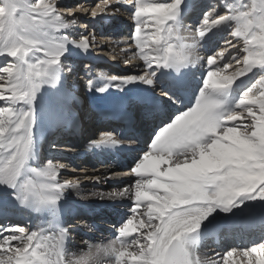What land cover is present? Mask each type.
<instances>
[{"label":"snow or ice","instance_id":"1","mask_svg":"<svg viewBox=\"0 0 264 264\" xmlns=\"http://www.w3.org/2000/svg\"><path fill=\"white\" fill-rule=\"evenodd\" d=\"M180 3L181 0H172L171 3L133 0V39L147 71L145 75L125 79L124 83L139 80L151 84L155 73L149 69L160 66L178 68L189 59L184 52L186 45L170 26ZM60 18L51 0H34V3L0 0V34L4 35L5 42L0 53H6L16 61L0 67L3 74L0 75V101L31 100L40 86L38 81L52 77L51 70L59 63L63 45H53L44 26H65L60 23ZM225 21L236 22L237 28L232 35L243 37L245 41L243 51L247 55L243 57V67L232 76L220 75L219 67L215 71L210 69L195 107L177 115L163 127L147 154L131 169L138 178L134 188L125 189L118 195L131 193L129 199L134 195L138 206H142L141 201L148 202L142 214L147 219L138 218V227L146 228V233L129 243L120 238L129 235L133 220L124 224L117 241L103 249L115 256L117 264H127L125 257H131L132 264H200L187 247V238L199 229L213 208L229 211L242 196L264 200V75L239 100L237 107L240 111L227 115L225 119L217 115L215 110L219 105L209 94L231 85L236 76H243L257 66L264 68V0L259 5L253 2L234 9L231 15L216 18L211 13L206 14L196 35L203 37L211 27ZM148 24L152 25V32L145 39L142 33ZM256 28L260 29L259 36ZM9 39L12 40L10 44L7 43ZM79 46L87 49L89 41L81 39ZM34 51L41 52L44 59L25 64L26 57ZM233 59L241 63L240 57ZM207 63L214 65L216 58H207ZM230 64L226 63L224 67L228 68ZM213 77L217 79L213 80ZM257 86L259 93L255 94L252 90ZM242 117L251 122L226 123L240 121ZM31 125L28 112L16 117L11 107H0V148L11 149L9 166L0 168V183L9 187L17 186L28 157ZM5 132L9 135L5 136ZM99 142L115 143L110 134H102ZM38 175L46 179L38 185L32 181L20 184L19 199L22 203L31 200L36 204H54L56 200L51 193L59 192L62 187L55 183L57 169L50 162ZM72 185L73 182L68 181L63 186ZM4 231L8 235L0 236V264H64L61 258L64 230L51 236L36 231L27 233L19 226ZM13 241L18 243L13 244ZM129 248L132 251H128ZM251 253H260L262 258L256 264H264V243L252 247ZM230 255L232 252L227 253ZM244 255L250 253L245 251ZM5 256L7 259L2 258ZM227 256L223 257L224 264H227Z\"/></svg>","mask_w":264,"mask_h":264},{"label":"bare ground","instance_id":"2","mask_svg":"<svg viewBox=\"0 0 264 264\" xmlns=\"http://www.w3.org/2000/svg\"><path fill=\"white\" fill-rule=\"evenodd\" d=\"M157 1L163 0H145V2ZM202 1L203 0H181V3L179 4L180 8L177 9L178 11L176 12L175 19L170 22V26L175 28L178 36L180 37L181 43L186 45L184 52L189 59L178 68L160 66L149 69V72L155 73V75L152 76L151 84H147L139 80L124 83L125 79L145 75L147 71L146 65L140 58L139 50L136 48V44L133 39V36L135 35V20L133 18L135 9L133 0H99L95 8L88 3L85 6L90 5L91 8H89L90 12H87V16H85L86 14L81 9L79 11H75L72 8V13L69 15L72 16L79 24H84L83 26H79L77 28L79 30L86 27V23L82 22L84 17L89 18L91 16L95 18L93 13L96 14L95 16L104 17L107 20L114 17V15L111 14L117 13L118 15L119 13L121 15L129 16L128 19L124 18L123 22L131 20L133 25H129L128 27L132 26L133 31L129 28V33L131 35L127 39L125 37L122 38V36H118L109 42L106 38H104V45H102L101 42H97L96 45V39L98 38L95 39V37H92V46H94L92 49H82L79 45L71 46L69 43H65L63 45V48L65 47V53L62 57L67 59V61L65 60L66 62H70L68 66H54L51 70L53 73L52 77L50 79L46 78L44 81H38L40 86L32 94L31 100H24L26 102L24 107L26 109H23L30 114L32 121L30 129L31 145L28 157L18 178V184L15 188H13L0 183V208L3 206L10 208L11 205L21 202L19 199L20 184L25 181H32L38 185L40 182L44 181L46 178L38 175V173L44 171L50 162L57 169V181L55 183L62 187L59 192L51 193L56 200L53 204L54 206H52L53 211H55L54 209L56 208V211L53 213V220L45 222L38 227L30 226L29 228H26L24 225L25 223H15L13 224V227L19 226L24 228L27 233L36 231L49 236L58 235L61 230H64L65 236L69 235V237L72 238L71 242L64 250H62L61 258L64 264H117L114 255L111 254L110 251H108V254V252L103 251V249L117 241V238H119V230L128 222L129 219L133 220V228L127 237L120 239L127 240L130 243L133 238L146 233V228L138 227L140 222L138 218L142 217L144 220L147 219V216H143L142 214L146 211V205L148 202L141 201L140 205L142 206H138L134 195L132 196V199H129V195H132L131 193L125 194L124 196H120L118 194L125 189L134 188L135 182L138 178L131 172V169L142 159L143 155L147 154L150 150L151 144L154 140L153 136L158 132V126L154 125L153 129H150L151 132L149 134L141 136V141L139 143L138 139L135 138H129L128 140L115 138L114 141L116 144L123 145L126 148L135 146V148H132L131 150V157L134 158L125 160L127 165V168L125 169H129H116L113 173L111 171L98 170L97 168L91 169L85 166L75 167L74 165L67 163L74 158H77L79 161L81 159V157H79L80 153L85 151L83 149L85 145H81V143L78 142L79 137H81L80 132L77 130L75 131L72 128L67 132V134L71 136L70 140L68 142L63 140V143L65 142L66 144L54 145L52 149L47 147L48 149L43 152V155H41L42 151H40V148H37L38 144L42 146L45 142L51 141L52 138L50 135L55 129H62L63 126V130H66V127H72L70 125L61 124L63 121L55 115L56 112H60L61 110L60 108H57L59 106L65 107L66 104H69L71 108H74L72 103L73 96L71 85L69 86L66 84V82H68V78L64 76L67 74L68 70H70L73 75L76 73L80 74L83 79H87L90 82L93 81L96 84L101 85L100 87H93L90 90V93L95 94L99 99V102L95 103L94 101L90 106L89 112H91V109L96 111L108 108L109 112H111L114 116V119L120 118L115 115L117 110L115 100L124 101L129 96H135L140 100V102L150 105L152 100L154 102V100L160 99L157 97L158 90H166L169 86H171V84H173L174 78L182 80L183 85L181 84V87L175 86L174 84V86L168 90V92H172L173 94L176 93L182 101L181 105L176 104V108L173 107L169 109V112L174 117V115L178 113L177 110L186 108V106L190 103L195 102L196 104L199 94L203 89L204 80L207 78V72L210 69L215 71L217 67L221 68L223 66L220 75L226 76H232L234 72L238 71H233L235 66L230 69L225 68L224 64H226L228 57H226V60L223 59L226 54L231 51L230 49H243L245 45L243 37L238 38L232 35L237 28L236 22L232 21L235 29L230 32L231 35H225L222 40L218 38L225 32V29L227 28L226 26L230 21H225L219 25L211 27L206 31V34L203 37H199L196 33L201 24L196 25L194 22L197 16L194 15L195 18L188 20L183 13L189 11L190 9V14H192V12H194L198 7L199 9L201 8L205 11L204 15L211 13L213 17L218 18L221 15H228V13L232 14V11L234 10L232 8L237 7V5L241 2L248 0H226L230 1L228 4L231 8L220 13L215 12L213 8L219 4L220 0H205L204 3H202ZM194 3H197L198 5H193ZM256 4L259 5L260 3ZM78 6L80 7L84 5L79 4ZM192 6L196 7L192 8ZM199 9H197V12H199ZM69 12H71V10L68 11L67 8L66 11V9L62 7L57 13L67 14ZM88 14L91 15L88 17ZM90 30L92 33L91 28ZM151 32L152 28L147 27L144 30V33H142V36L146 38ZM255 32L257 36L261 34L259 28H256ZM216 34L218 36H216ZM214 37L216 38L214 39ZM237 39L242 42L243 46H240V44L237 43L234 44ZM221 41H224V43L226 42L227 44L219 46V42ZM224 47H229L230 51H226ZM249 47L254 46L250 45ZM212 52L215 54L212 55ZM221 53L223 54L222 56H220ZM103 54L105 56H103ZM245 55H247V53L243 51L240 55L241 61ZM32 56L34 55L31 54V57ZM101 56H103V58H100ZM212 56L220 59V61L210 66L207 63V58ZM118 58L122 59V61H119L121 66L119 65L116 69L114 68L115 64L113 63L116 62L118 64ZM99 59H103L105 61L98 62ZM94 60H97L96 63H93ZM77 62H82V64L80 65V63ZM229 62H231L230 66L233 62H235L236 65L235 59H232ZM107 66H111L113 68L105 70ZM94 67L97 68L94 70ZM111 69L113 70L111 71ZM259 69V74H256L258 78L264 75V68ZM118 71L122 72L118 73ZM254 72L255 71L252 70L243 76H236L233 83L227 88L224 87L222 89L212 90L209 93L210 98L219 105L215 111L222 119H225L227 115L231 113L240 111L237 105L239 100L248 91H244L246 90L244 84L250 82V77H254ZM94 73L98 74L97 77ZM100 76L101 78H99ZM169 76L171 78L167 81L166 79ZM110 77H117L118 79L111 80ZM216 79L217 77H213V80ZM197 87L199 88L196 93L193 94ZM242 87L245 88L243 89ZM100 89H103V91H100ZM253 93H259L258 86L257 88H254ZM79 100L80 99H78V101ZM84 100L85 99H83V101ZM52 107L54 110H52ZM148 109L149 106L142 107L140 114L142 118H144ZM72 115H75V113ZM15 116L18 117L17 114H15ZM20 116L21 115H19V117ZM89 117L91 120L95 121L92 115ZM78 118L80 120V115H78ZM78 118L76 117L74 119L73 127L77 126L76 124L79 121ZM155 118H160L159 123L161 125L164 124L166 119L161 114H157ZM241 121H245L244 117H242L240 121H228L226 123L232 124L239 123ZM91 123H93V121ZM88 130L89 128L84 129V131ZM101 131L90 134V140H94L96 136L101 133ZM8 135V132H5V136ZM60 135L62 134L60 133ZM10 151L11 149L0 148V168L6 169V167L9 166L8 153ZM38 155H40L39 159H36L38 158ZM109 162H111V160ZM128 171L130 174L129 176H126ZM68 181H72L73 185L63 186L64 183ZM28 201L39 206L41 209L52 205L50 203L36 204L31 200ZM133 209H136V211L134 212ZM15 216V213L9 212L7 222H2V220H0V236L8 235V233L4 231L8 227L4 224L8 223L11 225L16 219ZM71 217L74 219L73 222H70ZM86 217L91 220L87 222ZM93 219H96L94 221L95 223H92ZM10 221L11 223H9ZM200 233L205 234V243L204 246L195 249L191 247L189 237L194 239ZM250 233H252L251 236ZM91 235L95 236L94 239L97 241L94 244L90 242L89 236ZM187 240V247L194 253V258L198 259L200 264H224L223 257L227 256L224 249L228 244H232L231 249L228 251L232 252V255L227 256V264H256V261L261 259L262 256L260 253H251V248L259 247V244L264 243V200L249 199L247 196H242L237 199L235 205L232 206L229 211H223L219 207H214L211 213L201 222L199 229L195 233L190 234ZM235 241L236 244L234 245ZM12 243L16 244L18 241H13ZM118 247L120 248V246ZM73 249L75 251H79V257L74 258L72 253H69L70 251L72 252ZM79 249H83L87 252L83 253V250ZM128 251H132V249L129 248ZM245 251H248L250 255L245 256ZM86 254L87 256L91 254V256H89L86 263H83V256ZM2 258L7 259L6 256ZM124 260L127 264H132L131 257H125Z\"/></svg>","mask_w":264,"mask_h":264},{"label":"rangeland","instance_id":"3","mask_svg":"<svg viewBox=\"0 0 264 264\" xmlns=\"http://www.w3.org/2000/svg\"><path fill=\"white\" fill-rule=\"evenodd\" d=\"M99 0H51V2H54L55 3V8L57 9V12H59L60 11V9L62 8V7H64V9H66V11H67V8H68V11H70L71 10V12H69V13H67V14H61V13H58L59 14V16L61 17L60 18V23L62 24V25H65V26H63V27H53V26H50V25H45L44 26V29H45V31L47 32V34H48V39L50 40V42L54 45V44H56V43H60V44H62V45H64L65 43H69L71 46H77V45H79V41L81 40L80 39V33L81 32H79V30H78V32H77V30L75 29V23L77 22L72 16H70L69 14H71L72 13V10L74 9L75 11L77 10V11H79L80 9L86 14L85 16H87V12L89 11V8H91L90 7V5H88V6H85L86 4H88V3H90L94 8H95V6L97 5V2H98ZM198 1V0H197ZM46 2H48V0H46ZM172 2V0H163V1H157V3H171ZM185 2V1H184ZM253 2H255V3H260L261 2V0H248V1H244V2H241L240 4H242V5H240V4H238L237 5V7H234L233 9H241L244 5H246V4H252ZM28 3H34V0H28ZM79 4H81V5H84V6H78ZM198 5L197 3H194L193 5ZM199 6H200V4H199ZM92 7V8H93ZM193 7H196V6H192V8ZM69 8H71V9H69ZM73 8V9H72ZM93 8V9H94ZM180 7L178 6V8L177 9H179ZM197 9H199L198 7L195 9V11L194 12H192V14H190L191 13V10L189 9V11H186V12H184L183 14H185L184 16L186 17V18H188V20L190 19V20H192L191 18H195V16H197V18L194 20V22L196 23V25H200L201 23H202V20H203V17L206 15H204V12L205 11H203V9H199V12H197ZM205 10V9H204ZM81 11V12H82ZM178 11V10H177ZM176 11V12H177ZM90 12V11H89ZM88 12V13H89ZM187 14V15H186ZM89 15H91V14H88V17H89ZM195 15V16H194ZM204 15V16H203ZM194 16V17H193ZM85 18V17H84ZM109 18V17H108ZM111 18H109V20H110ZM187 20V19H186ZM82 22H85V21H83L82 20ZM29 23H31V21H29ZM147 27H150V28H152V25L151 24H148V25H146L145 26V29L147 28ZM227 28L225 29V32L222 34V36H220L218 39H220V40H222L223 38H224V36L225 35H231L230 34V32L232 31V30H234L235 29V27H234V24L232 23V21H230V22H228V24H227V26H226ZM261 33V32H260ZM149 34H151V33H149ZM88 35H89V33H88ZM118 35H119V33L116 35V38L118 37ZM215 36V35H214ZM216 36H218L217 34H216ZM259 36V35H258ZM95 37V36H94ZM123 38V37H122ZM216 37H214V39H215ZM146 39V38H145ZM217 39V40H218ZM103 40L104 39H96V45H97V42H101V43H104L103 42ZM232 40V39H231ZM11 39H9L8 40V42L7 43H11ZM212 41V40H211ZM212 42H214V41H212ZM211 42V43H212ZM147 43H150V42H147ZM240 44V46H243V44H242V42H240V40L239 39H237V40H235V42H234V44ZM224 44H227L226 42L224 43V41L222 42H219V46H222V45H224ZM229 44V43H228ZM3 46H5V42H4V35L3 34H0V47H3ZM87 49H89V48H87ZM118 49H119V46H118ZM224 49L226 50V51H230L229 53H227L226 54V56H225V58L223 59V60H226V57H228V60L226 61V63H229V61H231L232 59H233V57H236V56H238V57H240V55L242 54V52H243V49H230L229 50V47H224ZM258 49V48H257ZM259 50V49H258ZM257 50V51H258ZM214 52H216V51H214ZM214 52H212L211 54L212 55H214L215 53ZM64 53H65V47L64 48H62L61 49V55L59 56V63L57 64V65H61V66H64V65H67L68 66V64L70 63V62H66L67 61V59H65L64 57H62L63 55H64ZM31 54L32 55H34V56H32L31 57ZM118 56V55H117ZM230 57H231V59H230ZM41 59H44V56L42 55V53L41 52H32V53H30L29 54V56L27 57V60L25 61V64H29V63H35V62H37L38 60H41ZM134 59V58H133ZM240 59H241V57H240ZM66 60V61H65ZM223 60H221V61H223ZM119 61H122V59H120V58H118V64H117V66L118 65H120L121 66V64L119 63ZM220 61V59H218V58H216V63H218ZM16 61H15V59L14 58H11V57H9V56H7L6 55V53H0V67H4V66H7V64H9V63H15ZM224 62V61H223ZM242 62V61H241ZM234 64V65H233ZM232 66V67H231ZM230 67H228V69H230V68H233L234 66V68H233V71H235V70H239L240 68H242L243 67V64L242 63H237L236 62V65H235V62H233L232 63V65H231ZM241 66V67H240ZM108 68H113V67H111V66H107V68L105 69V70H108ZM220 69H223V66L220 68ZM113 69H111V71H112ZM253 71H255L254 72V77L252 78V77H250V82L249 83H247V84H244V86L246 87V90H244V91H247V90H249L251 87H252V84H254L255 82H256V80H258L259 78H258V74H259V72H260V69H259V66H257V67H255L254 69H253ZM122 71H119L118 73H121ZM257 74V75H256ZM0 75H3L2 73H0ZM257 77H256V76ZM99 78H101V76L99 77ZM104 78V77H103ZM229 86V85H228ZM228 86H226V88L228 87ZM245 87H242L243 89L245 88ZM252 91H254V89L252 90ZM211 92V91H210ZM195 102L194 103H190L189 105H187L186 106V108H184V109H179V110H177L178 111V113L177 114H175L174 115V117H173V115H167V118H166V120L164 121V124H158L159 126H158V132L163 128V127H165V126H167L168 124H170L173 120H174V118L177 116V115H180V114H183L185 111H188V110H190L191 108H193V107H195ZM26 105V102L25 101H19V102H14V103H9V102H6V101H0V107H11L12 108V110H13V112H14V114H17L18 115V117H19V115H23L25 112H26V110H24V109H26L24 106ZM24 108V109H23ZM22 109V110H21ZM183 110V111H182ZM20 111V112H19ZM258 111V110H257ZM4 119L5 120H7L8 119V117H7V115H5L4 116ZM244 119H245V121H241V122H239V123H236V124H241V123H244V124H247V123H250L251 121H250V119L249 118H246V117H244ZM157 124V123H156ZM161 125V126H160ZM6 127H7V125H6ZM89 132H91V133H96V132H100V128L99 127H96V128H94V129H92V130H90ZM158 132L156 133V135L158 134ZM90 134V133H89ZM156 135H154L153 136V138H155V136ZM51 137V136H50ZM153 140V139H152ZM65 142H67V140H65ZM150 142H151V140H150ZM62 144H64L63 143V139H61V141L57 144V143H53V144H51L50 145V143H44V144H42V146L40 145L39 146V148H41L42 150L43 149H45L46 147H50L49 149H52L53 147H54V145H62ZM39 145V144H38ZM44 145V146H43ZM43 147V148H42ZM78 161V160H77ZM8 167V166H7ZM6 167V168H7ZM129 169V168H128ZM128 169H125V170H128ZM72 220V221H71ZM71 220H70V222H73L74 221V219L71 217ZM86 220H87V222H89L91 219L90 218H86ZM96 219H94V221H95ZM8 220H3L2 222H7ZM95 223V222H94ZM252 235V233H250V236ZM95 238V236H93V235H91V236H89V239H90V242L91 243H96L97 241H96V239H94ZM115 238V237H114ZM118 239V238H117ZM127 241V240H126ZM118 246H120L119 245V243H117V245H116V247L117 248H119ZM231 247H232V245L231 244H228L227 246H226V248L224 249V252H226V253H228V251L231 249ZM79 250H83V249H79ZM89 251V250H88ZM83 253H86L87 251H85V250H83L82 251ZM69 253H72V256H74V258L75 257H79V251H75L74 249H73V251L71 252H69ZM108 254H109V252H108ZM89 256H91V254L89 255ZM89 256H87V254L86 255H84L83 256V263H86L87 262V260L89 259ZM115 257V256H114ZM113 260H114V258H113Z\"/></svg>","mask_w":264,"mask_h":264},{"label":"built area","instance_id":"4","mask_svg":"<svg viewBox=\"0 0 264 264\" xmlns=\"http://www.w3.org/2000/svg\"><path fill=\"white\" fill-rule=\"evenodd\" d=\"M113 14H114V13H113ZM113 14H112V15H113ZM90 18H91V17H90ZM92 18H93V17H92ZM93 19L97 20L96 17L93 18ZM113 19H114L113 17H112V19H110V20H109V19L107 20V19L105 18V19H103V21H100V22H102L101 25H100V27H101V28H105V29H104V32H106L108 29H113V28L117 27V25L114 23ZM87 20H88V18H84V19H83V21H85V23H86V25H85L86 27H83V29L86 30V31H88V32L90 33V32H91V30H90V28H91V27H90V22H88ZM76 24H78L79 26H83V25H84V24H82V23H81V24L76 23ZM83 29H82V30H83ZM91 29L93 30V28H91ZM128 29H129V28L126 29V33H125V36H124L125 38H129V37H130V34H129V30H128ZM127 36H128V37H127ZM99 39H100V38H99ZM87 40L89 41V47L92 46V38H89V39H87ZM101 40H102V39H101Z\"/></svg>","mask_w":264,"mask_h":264}]
</instances>
